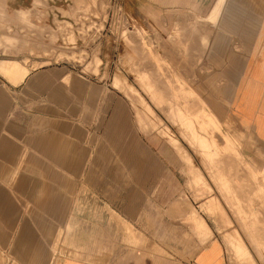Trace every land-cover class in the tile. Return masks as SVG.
Wrapping results in <instances>:
<instances>
[{"label":"rangeland","instance_id":"rangeland-1","mask_svg":"<svg viewBox=\"0 0 264 264\" xmlns=\"http://www.w3.org/2000/svg\"><path fill=\"white\" fill-rule=\"evenodd\" d=\"M38 1L0 0V61L28 69L0 70V264H193L211 242L264 264V143L230 109L238 6L213 21L215 0ZM176 100L215 111L212 164Z\"/></svg>","mask_w":264,"mask_h":264},{"label":"crops","instance_id":"crops-1","mask_svg":"<svg viewBox=\"0 0 264 264\" xmlns=\"http://www.w3.org/2000/svg\"><path fill=\"white\" fill-rule=\"evenodd\" d=\"M178 1L183 6L196 4V0ZM226 4H235L238 6L236 10L244 13L243 18H235L228 24L234 31L232 42L242 51L240 54L237 52L235 56L239 63L230 99V109L240 126L264 143V0H215V5L209 15L213 21ZM236 10L232 9V11ZM22 78L10 79L17 82ZM53 264L95 263L76 257L62 256ZM193 264H229V262L225 259L222 246L218 243L214 246L211 242L197 252Z\"/></svg>","mask_w":264,"mask_h":264},{"label":"bare ground","instance_id":"bare-ground-1","mask_svg":"<svg viewBox=\"0 0 264 264\" xmlns=\"http://www.w3.org/2000/svg\"><path fill=\"white\" fill-rule=\"evenodd\" d=\"M45 14H47V13H45ZM40 27H43V26H40ZM7 40H8V42L15 41V39L11 38V37H7ZM156 57L157 56H155V58ZM18 69H25V72L28 73L27 72L28 69L23 67L18 61H0V70L1 71H7V72L10 71L9 75L12 77L13 76L16 77V75H17L16 73H17ZM138 76H139L140 82H142V85L147 90L148 87L150 86V84L148 82H145V80H144L146 77V74L142 73ZM176 78H178V77H176ZM176 78L175 79L170 78L167 81L170 82L171 84H174V85H176L178 83L181 84L182 80H181V82H179V79H176ZM168 82H167V84H168ZM174 97H177V95L173 94V98ZM174 99H176V98H174ZM170 106H171V111L169 110V112L174 119H176L178 122H180L182 124V126L184 127V129H183L184 130L183 132H185L184 134L188 135V136L192 135L190 137V138H192V143H196L201 148V150L207 151L208 156H207V160L206 159L205 160L208 161L210 164L212 162V160L216 158L214 156V154H216L218 152V149H220V146H222L221 143L223 142V141H220L219 138L216 140L214 138V136H212V133L218 130V125H219V123L215 119V113H214L215 111L212 108H207V109H204L200 114L194 115V114L189 113L186 108H182L179 105L178 100H176V102H174L172 104L170 103ZM213 113H214V115H213ZM205 116H208L209 121L207 120V118ZM174 143L177 144V141H174ZM203 156H205V155H203ZM218 179H220V177ZM223 184H225L228 187V183L225 182ZM257 206H258V203H257ZM254 207H255V205L252 206L251 203H249V205H247L246 208H244L240 205V210L245 213V216H247L246 218H248V220H249V223L247 224V226H249L250 229L253 226L259 224V222H260L259 218L257 217L258 215H255L256 213H258L259 210L256 211L257 207H255L256 209H254ZM248 214H253V215H248ZM198 223H200L202 225H206L205 222H198ZM233 245L236 247L238 246V248H240V246L243 245V242L241 239H236ZM255 262H256V260H255Z\"/></svg>","mask_w":264,"mask_h":264}]
</instances>
